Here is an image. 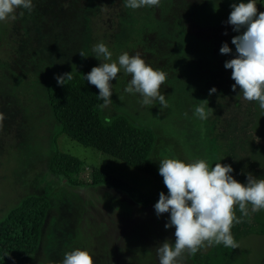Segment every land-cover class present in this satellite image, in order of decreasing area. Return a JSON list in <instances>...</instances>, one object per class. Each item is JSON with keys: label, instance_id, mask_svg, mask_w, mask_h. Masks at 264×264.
<instances>
[{"label": "rangeland", "instance_id": "obj_1", "mask_svg": "<svg viewBox=\"0 0 264 264\" xmlns=\"http://www.w3.org/2000/svg\"><path fill=\"white\" fill-rule=\"evenodd\" d=\"M233 2L160 0L131 9L123 0H33L31 12L18 10L15 20L0 22V220L30 195L50 202L33 264H60L74 248L88 249L94 264H158L156 247L175 240V228L164 227L168 213L158 217L154 204L141 206L124 192L92 185V171L104 170L145 193L155 191L154 179L62 134L53 115L47 85L57 75L84 76L98 66L92 46L100 41L112 59L139 53L167 74L161 92L168 107L142 105L139 94L124 91L131 77L122 72L112 80V102L103 107L108 119L125 115L153 131L158 166L172 156L222 159L242 183L249 173L264 178V110L233 91L232 70L224 67L239 34L225 23ZM225 41L233 53H220ZM213 86L217 92L209 95ZM201 103L213 108L203 121L193 116ZM57 151L83 161L79 176L50 170ZM231 231L237 247L185 251L182 264H264V210L250 212Z\"/></svg>", "mask_w": 264, "mask_h": 264}, {"label": "clouds", "instance_id": "obj_2", "mask_svg": "<svg viewBox=\"0 0 264 264\" xmlns=\"http://www.w3.org/2000/svg\"><path fill=\"white\" fill-rule=\"evenodd\" d=\"M260 3L264 4V0ZM123 4L138 9L159 6L160 0H123ZM257 4V0H234L230 5L225 23L239 34L232 37L235 52L224 67L232 70L233 91L238 88V95L256 102L264 110V11H258ZM32 9L33 0H0V22L15 20L18 10L22 16L25 10L31 12ZM219 51L233 53L226 41ZM92 52L101 63L83 75L99 90L97 97L103 101L101 107L112 102V80H118L121 72L131 77L124 91L139 94L142 105L159 101L161 107H168L165 94L161 92L167 76L165 71L154 68L139 53L130 55L125 51L112 59L113 52L103 41L94 44ZM80 54L87 57L83 52ZM70 79V73L56 76L60 85ZM216 92L215 86L209 89V95ZM212 109L204 103L195 105L193 116L207 120ZM221 161L210 163L205 158L174 156L159 160L158 172L167 193L161 191L153 207L158 217L168 213L164 227L175 228V240H165L156 247L158 264H182L185 251L194 254L207 245L237 247L231 231L233 225L242 222L250 212L264 210V178L249 173L242 183L232 175V165ZM237 209L240 215L236 214ZM60 264H94V257L86 248H74L64 253Z\"/></svg>", "mask_w": 264, "mask_h": 264}, {"label": "trees", "instance_id": "obj_3", "mask_svg": "<svg viewBox=\"0 0 264 264\" xmlns=\"http://www.w3.org/2000/svg\"><path fill=\"white\" fill-rule=\"evenodd\" d=\"M64 85L50 82L47 96L61 133L85 147L94 148L133 169L151 176L156 185L152 193H145L123 179L94 168L92 185H107L126 193L141 206L155 204L159 193L167 188L152 159L155 135L152 130L134 124L127 116L104 117L99 90L78 72L70 74ZM84 163L69 153L57 151L49 167L67 179L79 176ZM50 202L43 196L24 198L0 220V264H33L39 247ZM254 233L253 231H251ZM222 249V248H221Z\"/></svg>", "mask_w": 264, "mask_h": 264}]
</instances>
